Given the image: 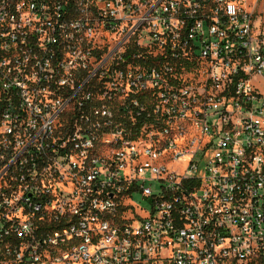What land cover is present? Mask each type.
Listing matches in <instances>:
<instances>
[{
	"label": "built area",
	"instance_id": "2783aa9c",
	"mask_svg": "<svg viewBox=\"0 0 264 264\" xmlns=\"http://www.w3.org/2000/svg\"><path fill=\"white\" fill-rule=\"evenodd\" d=\"M258 3L0 0V264H264Z\"/></svg>",
	"mask_w": 264,
	"mask_h": 264
},
{
	"label": "rangeland",
	"instance_id": "374dc122",
	"mask_svg": "<svg viewBox=\"0 0 264 264\" xmlns=\"http://www.w3.org/2000/svg\"><path fill=\"white\" fill-rule=\"evenodd\" d=\"M249 4H250V2H249ZM257 12L258 13H263L264 12V0H259L258 7H257ZM257 84H258V86L262 85L261 82H257ZM176 169L181 170L180 167H176ZM147 186L153 188V187L156 186V183H153V184L148 183ZM135 200H136L137 204H139V205H141L143 207L147 206V203L144 200H142V197L140 195H137Z\"/></svg>",
	"mask_w": 264,
	"mask_h": 264
}]
</instances>
